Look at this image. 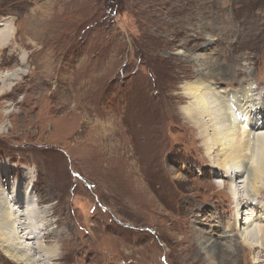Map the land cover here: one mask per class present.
<instances>
[{
  "label": "rangeland",
  "instance_id": "1",
  "mask_svg": "<svg viewBox=\"0 0 264 264\" xmlns=\"http://www.w3.org/2000/svg\"><path fill=\"white\" fill-rule=\"evenodd\" d=\"M2 29L0 74H26L0 80V186L32 187L48 227L38 264H264L227 227L234 199L215 184L229 176L188 130L181 92L252 85L264 107V0H0ZM214 224L226 239L198 236Z\"/></svg>",
  "mask_w": 264,
  "mask_h": 264
},
{
  "label": "bare ground",
  "instance_id": "2",
  "mask_svg": "<svg viewBox=\"0 0 264 264\" xmlns=\"http://www.w3.org/2000/svg\"><path fill=\"white\" fill-rule=\"evenodd\" d=\"M6 42L7 35L0 32V46ZM23 74H26L23 69L7 71L0 74V80L10 89ZM254 91L252 85L246 86L235 91L231 97L229 92L214 87L205 79L187 82L181 87L182 100L188 101L182 108V119L187 120L188 130H194L195 141L201 143L213 167L229 176L228 183L220 181L215 184L219 190L230 192L234 199L237 220H230L228 229L238 232L235 237L241 247L264 250V224L256 225L255 210L252 208L255 205L264 210V206L261 207L263 202L256 201L264 191V107ZM3 129L0 127V131ZM149 130L151 133H143L146 142H149V135L157 136L156 130ZM144 148L147 151L157 150L155 146L147 145ZM154 159L155 156H149L145 165H152ZM33 196L31 185L15 192H9L3 184L0 186V250L16 264H38L36 251L45 250L41 247L46 242L48 227L45 214L40 211L38 201ZM153 196L151 202L155 201ZM245 207L249 211L243 214ZM210 214L211 211H208L206 216H197L195 226H203L212 216ZM261 220L264 223V217ZM208 229L210 232L207 234L199 230L198 236L209 242L212 239L216 242L226 239L225 228H217L214 224ZM220 247L221 244L212 243L215 252ZM233 247L236 248L235 254L238 250L236 246ZM46 254L45 257L52 258L53 254L57 257L52 248ZM46 261L51 260L47 258Z\"/></svg>",
  "mask_w": 264,
  "mask_h": 264
},
{
  "label": "crops",
  "instance_id": "3",
  "mask_svg": "<svg viewBox=\"0 0 264 264\" xmlns=\"http://www.w3.org/2000/svg\"><path fill=\"white\" fill-rule=\"evenodd\" d=\"M11 30H12V28H11ZM1 33H5L6 35H7V39H8V34H7V30L6 29H2L1 31H0ZM12 37L14 36V33L11 35ZM9 40V39H8ZM11 40V39H10ZM9 40V41H10ZM7 43V42H6ZM5 43V44H6ZM10 43H11V41H10ZM3 46L1 45L0 46V53H1V50H3V48H2Z\"/></svg>",
  "mask_w": 264,
  "mask_h": 264
}]
</instances>
